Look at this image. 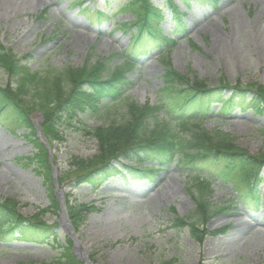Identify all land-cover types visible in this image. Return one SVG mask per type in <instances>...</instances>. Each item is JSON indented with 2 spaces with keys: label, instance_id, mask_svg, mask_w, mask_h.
Returning <instances> with one entry per match:
<instances>
[{
  "label": "rangeland",
  "instance_id": "1",
  "mask_svg": "<svg viewBox=\"0 0 264 264\" xmlns=\"http://www.w3.org/2000/svg\"><path fill=\"white\" fill-rule=\"evenodd\" d=\"M149 1L163 17L159 22L162 33L174 39L163 54L178 72L204 78L211 87L217 86L222 76L230 85L236 81L243 85L264 82V32L259 37L251 33L254 29L264 31V10L256 19L263 9L259 1L218 0L213 6V2L203 0H188L185 5L173 0L184 13L183 32L175 31L177 23L167 1ZM125 2L26 0L15 5V10L0 9V42L14 54L25 56L27 67L37 72L80 67L85 61L93 64L107 57L109 66H122L126 56L131 59L132 69L126 73L131 84L117 100L115 110L84 119L89 127L105 126L122 113L128 101L154 97L165 67L160 51L136 58L128 54L130 36L117 26L133 18L128 11H117ZM199 15L202 22L194 28L192 19ZM234 17L240 21L235 22ZM7 79L0 69V85H6ZM227 91L222 97H227ZM219 105L215 101L211 107L217 111ZM33 119L38 125L42 115L34 113ZM70 124L59 127L61 139L51 145L56 190L61 198L55 210L45 181L33 165L21 159L32 154V145L22 130L0 120V201L14 198L19 203V214L25 217L44 210L41 221L54 226L62 243L67 239L61 226L64 211L92 264H264V209L242 204L230 180L210 177L214 190L205 196L207 205L223 209L214 213L204 227L221 231L206 235L199 243L189 235L188 228L172 227L175 216L195 217L198 211L190 194L196 196L197 191L193 176H184L173 167L160 172L153 181L122 172L96 182H76V162L86 163L100 150L95 139L84 135L73 121ZM206 125L229 131L242 148L264 157V114L237 108L221 119L210 117ZM118 160L110 165L120 164L123 171L131 163L125 158ZM260 192L264 193V182ZM71 204L83 211L76 221V231L67 211ZM60 253L61 247L52 245L51 239L46 243L0 240V264H50Z\"/></svg>",
  "mask_w": 264,
  "mask_h": 264
},
{
  "label": "trees",
  "instance_id": "2",
  "mask_svg": "<svg viewBox=\"0 0 264 264\" xmlns=\"http://www.w3.org/2000/svg\"><path fill=\"white\" fill-rule=\"evenodd\" d=\"M182 1L187 4L188 0ZM217 1L203 0L208 4L213 2V6ZM118 11H128L133 16L118 24V28L131 35L128 54L136 58L160 51L165 67L160 74L162 83L153 102L150 98L144 102L128 101L122 113L105 126L89 127L84 124L86 116L112 113L117 100L127 91L131 81L126 73L132 69L131 60L125 58L122 66L112 67L108 65L110 58L107 57L93 64L86 61L80 67L37 72L27 67L25 56L14 54L0 42V69L8 78L6 85H0V120L7 121L10 127L21 129L32 144V154L21 159L33 165L45 181L51 206L55 210L59 202L54 195L48 149L37 135L34 113L42 115L39 126L50 145L54 140L61 139L60 128L64 124L72 125L71 121L84 135L96 140L100 150L97 156L86 163L75 161V168L81 170L74 175L76 182H96L122 172L137 179L153 181L160 172L173 167L184 176H193L197 191L196 196L192 192L190 194L198 211L195 217L175 216L172 227L188 228L189 235L201 243L206 235L221 231H207L204 227L214 213L223 209L215 210L207 205L205 196L214 190L211 176L218 177L222 182L230 180L242 204L264 209V193L260 192L264 182L263 155L242 148L229 131L206 125L210 117L221 119L237 108H249L256 115L264 114V82L243 85L236 81L230 85L221 77L217 86L211 87L204 78L179 73L163 54V50L167 51L173 45L174 39L162 33L157 23L161 17L151 1L127 0ZM171 12L177 23L175 31L183 32L181 18L184 13L175 5H172ZM131 27L137 28L135 33H132ZM225 90L230 92L224 98L221 95ZM215 101L220 104L217 111L211 107ZM119 158L132 160L125 171L120 164L110 165L112 160L118 162ZM145 162L147 164L140 168V164ZM18 204L14 198L0 201L1 241L15 238L46 243L51 239L52 245L61 247V253L50 264H81L71 251L70 239L60 242L54 226L41 221L44 210L25 217L19 214ZM171 209L174 212V208ZM67 211L76 230V221L83 211L73 204L67 205Z\"/></svg>",
  "mask_w": 264,
  "mask_h": 264
},
{
  "label": "bare ground",
  "instance_id": "3",
  "mask_svg": "<svg viewBox=\"0 0 264 264\" xmlns=\"http://www.w3.org/2000/svg\"><path fill=\"white\" fill-rule=\"evenodd\" d=\"M25 1L26 0H0V9H4V8L9 9L10 8V9H14L15 10L16 9L15 5H17V4L22 5V4L25 3ZM256 1H259L261 4H263V9H261V12L258 14V16L256 18V19L259 20L260 17L262 16V11L264 10V0H256ZM201 18H202V16L199 15L198 17H194L192 19V21H193L192 22V26H194V28H198L200 26V24L202 22ZM233 20L235 22H237V23L240 21V19H238V17H234ZM263 32L264 31H261L259 29L258 30L254 29V30L251 31V33L254 34V36H256V37L261 36L263 34ZM62 219H63L62 223H65V225H67L68 222L65 221V216H62ZM78 242H79V244L81 246V251H80L81 254H85L86 253L85 245H83L81 243V241H78Z\"/></svg>",
  "mask_w": 264,
  "mask_h": 264
},
{
  "label": "water",
  "instance_id": "4",
  "mask_svg": "<svg viewBox=\"0 0 264 264\" xmlns=\"http://www.w3.org/2000/svg\"><path fill=\"white\" fill-rule=\"evenodd\" d=\"M50 161H52V158H50ZM60 200H61V198H60ZM63 216H65V215H63ZM63 231H64V233H66L71 238L72 244H73L72 249H73L74 254L77 256V258L79 260H81L83 262V264H92V262L89 261L87 254H81V252H80L81 246H80V244H78L77 236H76V233H74L72 226L69 223H67L66 226H63Z\"/></svg>",
  "mask_w": 264,
  "mask_h": 264
}]
</instances>
